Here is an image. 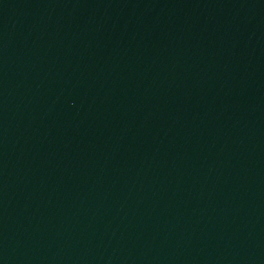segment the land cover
<instances>
[{
  "label": "water",
  "instance_id": "95a60500",
  "mask_svg": "<svg viewBox=\"0 0 264 264\" xmlns=\"http://www.w3.org/2000/svg\"><path fill=\"white\" fill-rule=\"evenodd\" d=\"M0 264H264V0H0Z\"/></svg>",
  "mask_w": 264,
  "mask_h": 264
}]
</instances>
